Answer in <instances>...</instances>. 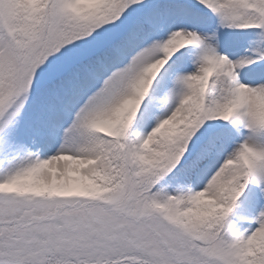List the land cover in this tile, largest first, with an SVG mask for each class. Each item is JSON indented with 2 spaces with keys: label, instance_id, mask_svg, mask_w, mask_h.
Masks as SVG:
<instances>
[{
  "label": "snow or ice",
  "instance_id": "obj_1",
  "mask_svg": "<svg viewBox=\"0 0 264 264\" xmlns=\"http://www.w3.org/2000/svg\"><path fill=\"white\" fill-rule=\"evenodd\" d=\"M0 264H264V0H0Z\"/></svg>",
  "mask_w": 264,
  "mask_h": 264
}]
</instances>
